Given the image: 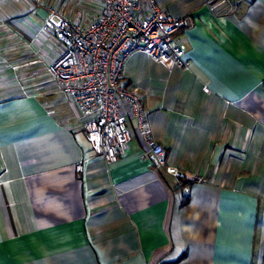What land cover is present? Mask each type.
<instances>
[{"label": "crops", "instance_id": "1", "mask_svg": "<svg viewBox=\"0 0 264 264\" xmlns=\"http://www.w3.org/2000/svg\"><path fill=\"white\" fill-rule=\"evenodd\" d=\"M158 3L190 19L189 67L132 55L123 79L178 174L135 131L107 163L74 101L16 72L47 70V22L86 25L99 1L0 0V264H264V0Z\"/></svg>", "mask_w": 264, "mask_h": 264}, {"label": "built area", "instance_id": "2", "mask_svg": "<svg viewBox=\"0 0 264 264\" xmlns=\"http://www.w3.org/2000/svg\"><path fill=\"white\" fill-rule=\"evenodd\" d=\"M99 16L86 25L60 17L53 24L64 52L47 65L58 91L68 96L86 117L84 131L95 153L107 163L119 159L133 131L145 143L156 165L178 174L166 165V149L153 138L149 109L141 91L123 79L127 60L145 51L154 62L169 69H188L185 50L173 35L189 27L187 16H176L158 0H97ZM57 15L56 10H50ZM83 173V163L76 165Z\"/></svg>", "mask_w": 264, "mask_h": 264}, {"label": "rangeland", "instance_id": "3", "mask_svg": "<svg viewBox=\"0 0 264 264\" xmlns=\"http://www.w3.org/2000/svg\"><path fill=\"white\" fill-rule=\"evenodd\" d=\"M36 40L40 41L41 39H36ZM58 41L59 40L56 36L55 31L53 34L49 35V38H48V42H49L48 60L49 62L59 52V50L56 47V43ZM133 59L138 61L141 64L146 65L147 68L151 70H155L154 62L150 59L149 55L145 51L136 52L135 54H133ZM16 72L21 73L20 75L22 78L21 82L25 81L26 84H30L31 89H34L38 85H47V87H51V84L54 83L46 70V66L41 65L40 62H37L36 55L34 54L32 55V63H31L30 68L26 67L25 69H17Z\"/></svg>", "mask_w": 264, "mask_h": 264}]
</instances>
